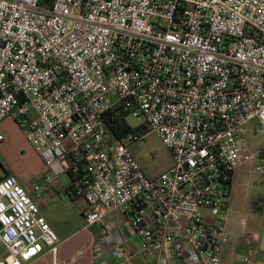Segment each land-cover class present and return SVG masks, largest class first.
<instances>
[{"label":"built area","instance_id":"1","mask_svg":"<svg viewBox=\"0 0 264 264\" xmlns=\"http://www.w3.org/2000/svg\"><path fill=\"white\" fill-rule=\"evenodd\" d=\"M117 106L142 119L123 139L107 124ZM9 117L46 165L43 179L70 180L85 228L98 226L90 248L101 264H134L106 222L115 211L154 264H221L247 125L264 124V0H0V124ZM146 130L173 158L157 177L131 150ZM254 156L264 173V145ZM43 187L0 177V264L45 250L58 263Z\"/></svg>","mask_w":264,"mask_h":264},{"label":"rangeland","instance_id":"2","mask_svg":"<svg viewBox=\"0 0 264 264\" xmlns=\"http://www.w3.org/2000/svg\"><path fill=\"white\" fill-rule=\"evenodd\" d=\"M128 122L133 127H138L142 119L129 115ZM263 127L264 124L258 120L247 125L248 148L245 152V159L238 168L241 172L240 177L229 200L228 213L225 215L229 238L224 245V252L228 251V253H225L222 264H246V262H241L240 258L245 253L249 255L254 246L252 242L246 243V231H261L264 209L261 211L258 203L264 196V173L256 168L254 152L264 145V136L261 134ZM1 130L7 137L6 140L0 141L1 164L7 168L21 170L20 173L27 177L32 175L30 171L36 172L43 168L41 157L28 141L19 121L9 117L3 121ZM131 150L140 167L150 177L159 176L173 164L170 150L155 131L149 130L144 138L134 141L131 144ZM63 199L64 201L58 208L60 217L56 224L57 227L54 228L60 241L66 236H69V242H74L82 235H93L98 226L85 228L86 221L82 213L81 199L75 200L67 193L63 194ZM124 223V226L121 222L118 224L124 236L129 237L130 234L126 228V225L130 227L129 222L125 220ZM5 253L4 245L0 244V257Z\"/></svg>","mask_w":264,"mask_h":264},{"label":"crops","instance_id":"3","mask_svg":"<svg viewBox=\"0 0 264 264\" xmlns=\"http://www.w3.org/2000/svg\"><path fill=\"white\" fill-rule=\"evenodd\" d=\"M16 121L18 122V120ZM2 123L0 124V133H3L1 132ZM42 167H43L42 169H39L36 172L30 171L32 175L27 177L25 174L23 175L20 173L21 170L7 168L0 162V177H3L7 174H15L19 178L21 184H23L27 188V190H29L31 193H36L34 188L36 182L42 183L44 187L41 191V194L37 196V202L41 208L42 213L46 216L51 226L55 228L57 227L56 224L60 217L59 216L60 211L58 212V208H60L62 202L64 201L63 194L67 193L72 197L73 191L70 188L71 187L70 180L65 176L54 178L49 181L43 179L47 175L48 169L44 164V162ZM238 168L235 170L233 174L229 200L232 197V193H234L236 182L240 177L241 172L240 169ZM226 213H228V207ZM262 216H264V213ZM125 220L126 217L121 212L115 211L107 217L106 222L108 224L115 225L118 229L122 231L121 226L118 223L121 222L124 226ZM261 223H262L261 231H249V230L246 231V241L248 234L251 233L256 234V239H253L251 241L252 243H254V246L252 248V252H250L249 254V260L248 262H246V264H264V218H262ZM126 228L130 236L125 237L126 238L125 249L128 256L133 261V263L154 264V262L157 259L156 254L145 253L141 248L139 236H137L132 230H130V227H128V225H126ZM93 235L95 237L98 235V228L95 231V233H93ZM93 235H87V236L82 235L78 238V240L74 242L68 241L69 236L63 238L60 241V249H59V254L57 256V262H58L57 264H101L100 260L95 258L94 252L90 248V243L93 238ZM226 249L228 248L226 247ZM104 252H105V257L110 262L112 263L116 262V260L111 255L110 249H105ZM225 253H228V251L225 252L223 251L221 264L224 262L223 258ZM24 264H53V255L50 253L49 250H45L43 253L39 255V257L31 261L25 262ZM166 264H172V263L168 262Z\"/></svg>","mask_w":264,"mask_h":264},{"label":"trees","instance_id":"4","mask_svg":"<svg viewBox=\"0 0 264 264\" xmlns=\"http://www.w3.org/2000/svg\"><path fill=\"white\" fill-rule=\"evenodd\" d=\"M129 111L124 110L122 106H117L107 114L108 128L114 133L117 139H123L127 133L132 131H139L140 127H133L128 122ZM148 130L145 131L147 133ZM73 191V187H70ZM72 197L77 200V196L74 191Z\"/></svg>","mask_w":264,"mask_h":264}]
</instances>
